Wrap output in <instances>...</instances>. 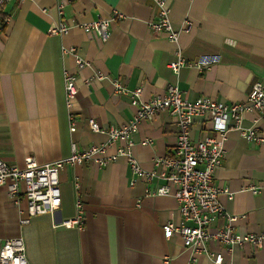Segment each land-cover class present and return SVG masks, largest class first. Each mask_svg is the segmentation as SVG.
Instances as JSON below:
<instances>
[{"label":"crops","instance_id":"obj_1","mask_svg":"<svg viewBox=\"0 0 264 264\" xmlns=\"http://www.w3.org/2000/svg\"><path fill=\"white\" fill-rule=\"evenodd\" d=\"M168 1L175 28L185 19L192 24L178 36L177 46L189 66L177 74L168 68L177 46L149 28L155 19L150 0H10L0 6V16L10 18L8 24L0 22V159L22 169L28 157L44 165L69 156L71 145L84 151L107 143L106 134L90 131L89 120L105 130L127 123L136 111L128 94L112 91L113 79L127 91L142 84L144 101L177 85L188 101L206 97L228 105L243 103L252 86L264 82V0ZM58 4L63 5L59 18ZM114 13L122 18L116 20ZM100 19L111 20L105 42L81 28ZM58 21L70 27L66 35L49 34ZM62 48H74L86 65L77 70L73 56L63 55ZM203 58L214 60L198 69L194 64ZM63 71L76 78L72 130ZM254 115L246 114L240 127H256L264 137V120L254 124ZM204 126L198 120L192 124L193 139L214 136ZM175 136L174 119L166 112L151 122L141 120L132 136V154L144 170L153 169L156 158L173 156ZM144 141L151 144L142 145ZM120 145L115 142L107 153L113 155ZM224 148L213 177V185L226 191L218 201L227 215L236 217L235 232L264 237V142H246L239 130H231ZM131 179L120 159L100 168L89 163L66 166L59 174V209L23 226L6 188L0 187V239L22 238L29 264H211L207 256L185 249L180 238L163 236V226L178 223L179 213L172 196L150 195L161 182L137 180L131 186ZM23 190L20 185L19 208L24 212ZM77 197L83 207L82 230L55 227L75 216ZM224 226V218H218L209 231ZM206 249L221 252L227 264H264V241L259 247H235L231 254L216 241Z\"/></svg>","mask_w":264,"mask_h":264},{"label":"built area","instance_id":"obj_2","mask_svg":"<svg viewBox=\"0 0 264 264\" xmlns=\"http://www.w3.org/2000/svg\"><path fill=\"white\" fill-rule=\"evenodd\" d=\"M9 1L0 0V6ZM150 1L155 10V19L149 23L150 30L155 33H164L169 42L177 46L179 34L188 33L192 27L191 22L185 19L178 28H175L169 19V1ZM42 12L44 13L45 10ZM56 12L59 18L63 13L62 4L56 6ZM114 16L116 20L122 18L118 13H114ZM9 21V17L0 16V22L3 24H8ZM110 22L111 20L100 19L89 24H81V28L85 32L95 33L102 42H105L109 38ZM69 30V26L58 21L51 25L49 34L63 36ZM61 52L63 55L73 56L77 70L86 65L80 60L74 48H62ZM175 56V60L168 64V68L177 74L181 68L189 64L182 58L178 46ZM213 60L203 58L194 65L201 69ZM96 77L103 78L101 74H97ZM85 84L88 83L85 82ZM111 86L116 94H128L130 105L135 107L136 111L127 123L121 126H110L105 130L101 129L93 119L89 120L90 131L106 134L107 143L92 145L84 151H78L74 145H71L69 156L44 165H39L33 158L28 157L22 169L0 159V187L6 188L8 198L17 207L19 225H27L31 218L38 215L53 216L59 209V174L66 166L89 163L100 168L120 159L124 160L130 169L131 186L137 180L144 183L159 181L161 184L150 192V195L172 196L175 199L179 221L176 224L167 223L163 226L165 239L173 236L180 238L185 249L189 248L195 254L207 256L211 264H227V262L221 252L213 253L206 249L209 242H218L227 254H231L235 247L246 243L259 247L264 237L252 234L241 235L233 230L232 223L236 217L227 215L218 201V195L226 191L219 190L213 185V177L225 157L224 142L231 130H239L240 136L246 142L255 144L264 142V137L258 133L256 127L248 129L240 127L244 116L248 113H255L254 124L264 120V82H256L243 103L229 105L206 97H200L194 101L185 100L177 85H169L163 95L155 96L148 101L141 99L142 84L132 91H127L117 79H113ZM63 88L67 119L70 130H72L73 110L77 95L75 75L63 71ZM162 112H166L175 122L176 136L173 156L156 158L153 162V169L144 170L132 154L134 146L132 136L141 120L151 122ZM196 120L202 124L205 123L204 131L214 136L206 135L202 139H193L191 128ZM115 142H120L121 145L116 148L113 155H109L107 151ZM148 144H151V141L142 143V145ZM20 185L24 187L22 193L26 203L24 212L19 208ZM74 186L78 189L77 182ZM250 190L256 191L255 188H250ZM74 206L75 216L60 222L55 227L82 230L84 214L78 197ZM218 218H224L225 226L210 232L209 227ZM0 264H29L22 238L0 239Z\"/></svg>","mask_w":264,"mask_h":264}]
</instances>
